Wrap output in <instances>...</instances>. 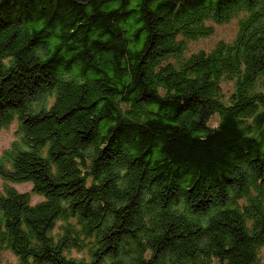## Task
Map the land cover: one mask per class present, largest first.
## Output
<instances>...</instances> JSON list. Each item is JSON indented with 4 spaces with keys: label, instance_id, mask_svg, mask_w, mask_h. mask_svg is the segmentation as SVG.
Returning a JSON list of instances; mask_svg holds the SVG:
<instances>
[{
    "label": "clouds",
    "instance_id": "obj_1",
    "mask_svg": "<svg viewBox=\"0 0 264 264\" xmlns=\"http://www.w3.org/2000/svg\"><path fill=\"white\" fill-rule=\"evenodd\" d=\"M167 2L147 10L159 17ZM141 3L101 11L138 12ZM40 30L0 33V264H264V0H203L195 12L165 15L152 31L155 50L147 34L127 45L143 63L134 75L125 57L118 80L110 69L64 67L76 53L63 37L75 29L57 25L31 44ZM98 39L108 37L89 33ZM60 58L53 76L50 61ZM172 101L187 109L183 131L202 143L231 117L244 157L211 178L181 170L170 183L155 171L171 163L162 144L147 159L132 143L112 147L110 129L163 122L160 102ZM109 102L113 116L102 119Z\"/></svg>",
    "mask_w": 264,
    "mask_h": 264
},
{
    "label": "trees",
    "instance_id": "obj_2",
    "mask_svg": "<svg viewBox=\"0 0 264 264\" xmlns=\"http://www.w3.org/2000/svg\"><path fill=\"white\" fill-rule=\"evenodd\" d=\"M119 2L121 8H126L129 0H86V4L79 3L78 0H13L9 5L0 0V33L5 31L13 33L14 29L20 25H39L41 30L35 33V38L31 44H35L42 36H52L55 27L62 25L64 29L71 30V34L63 37V47L67 52L76 53L72 61L64 65L65 68L80 62L83 64V71L95 72L106 75L105 70L110 69L114 74V79H119L122 75L121 62L128 57L134 64L133 73L136 74L137 67L143 61L140 54L133 56L128 52L127 45L130 42L138 43L141 37L147 34L148 41L155 50L152 43L153 28L159 24L165 15L182 16L189 12L197 11L203 0H168L167 3L160 4L157 13H149L147 6L151 0H142L139 11L133 9L131 12L110 11L105 14L101 8L107 4ZM86 6L95 9V14L89 16L85 11ZM133 17H136L133 19ZM137 25H143L137 28ZM99 30L101 37H108L106 42L100 39L89 42V33ZM71 41V43H69ZM57 52L59 49L56 50ZM157 55L159 53H156ZM63 64V59L50 61L49 73L55 76L57 69ZM136 88H142L141 78L136 76ZM11 83L15 88L20 87L16 81L6 82L5 87ZM98 84L100 82H97ZM13 88H9L12 91ZM100 89L97 88V91ZM201 95L206 94L207 88L201 89ZM72 99L78 97L73 95ZM153 99H156L153 97ZM161 110L165 113L163 122L149 123L147 127L121 121L120 126L115 130H109V137L115 132L113 148H119L126 143H132L134 150L146 159L152 155V148L162 144V154L166 160L164 166L157 164L155 171L163 180L175 183L181 179V170H197L204 172L209 178L214 174L217 167H223L225 171L231 169L235 159L244 157V147L240 143V133L236 131L232 118L229 117L222 130L213 136H209L206 142L198 139H191L183 128L186 127V108L178 106L177 101L160 102ZM66 107H68L66 105ZM102 119H109L113 116L111 103L105 105L104 109L98 112ZM260 123L264 124V117L260 118ZM254 142H247L249 153L255 149ZM175 165V171L172 165ZM18 211L17 209H14ZM50 209H45L42 215H47ZM18 222V221H17ZM15 230V225L10 224ZM227 227V224L225 225ZM227 255V253H225ZM244 253L242 252V255ZM51 258L47 251L44 257Z\"/></svg>",
    "mask_w": 264,
    "mask_h": 264
}]
</instances>
